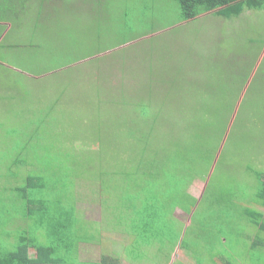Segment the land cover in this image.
<instances>
[{"label": "rangeland", "instance_id": "374dc122", "mask_svg": "<svg viewBox=\"0 0 264 264\" xmlns=\"http://www.w3.org/2000/svg\"><path fill=\"white\" fill-rule=\"evenodd\" d=\"M182 17L176 0H0V146L26 153L7 155L0 164V198L9 208L24 177L33 174L27 169L33 148L59 153L63 159L51 163L63 161L71 179L77 170L84 181L78 215L98 223L101 236L82 244L79 262H99L107 254L119 264H196L193 254L207 262L218 255L253 263L241 244L246 221L234 206L247 208L256 193L250 167L264 172V10L230 20ZM204 134L215 158L206 164L200 155L194 168L207 175L188 193L200 198L209 182L208 193L192 213L181 206L160 209L161 220L143 232L142 224L127 219L132 215L125 206L144 189L124 192L122 182L134 179L120 168L137 167L146 148L152 149L146 157L157 151L169 163L177 152L183 157L198 150ZM217 149L223 152L218 158ZM168 178V191L155 189L161 205L170 195L182 197L189 182ZM146 180L139 177L138 184ZM164 182L162 176L155 184L164 189ZM104 195L115 217L107 228ZM69 201L71 207L74 198ZM19 208L5 218L2 213L0 235H18L16 227L24 226ZM233 226L239 241L227 239ZM215 230L225 233L222 244L207 242ZM253 230L246 233L251 245ZM183 237L192 254L181 245Z\"/></svg>", "mask_w": 264, "mask_h": 264}, {"label": "trees", "instance_id": "16d2710c", "mask_svg": "<svg viewBox=\"0 0 264 264\" xmlns=\"http://www.w3.org/2000/svg\"><path fill=\"white\" fill-rule=\"evenodd\" d=\"M176 1L180 6L183 21L194 20L207 14H213L218 18L230 20L233 18H239L246 11L264 10V0ZM223 133H221V135H223ZM219 135L220 133L218 136ZM220 137H217V141L221 139ZM210 139H212L211 135ZM199 140L201 142L198 150L185 152L183 157L180 152H177L173 156V160L172 157L169 159V163L166 160L160 159L161 155L157 151H153V157H146L148 150H152L151 148H146L147 150L142 153L143 157H140L135 164L137 167L120 168L119 172L121 175L126 174L129 178L132 177L134 179L132 182H122L121 187H119L124 192L131 191L137 193V190L144 189V193L137 195L136 198L131 200L130 204H126L125 206V211H128V213L132 215V217L127 216V219H132L133 223L142 224L143 232L151 231L152 223L161 220L162 215H160V211L162 209H175L177 206H181L185 211H190L192 213L197 206L196 204H201L204 196L208 193L209 182H207L200 198H196L188 193L190 185L195 180L199 178L201 179L207 175L204 171L197 172V166L194 168L200 155L202 156L201 163H212V160L215 158V156L209 152V149L205 148L207 146V134L201 135ZM202 146L205 148V154H202ZM39 149L33 148L34 152L30 153V155L32 154L31 159H33V164L29 165L27 169L28 172L30 170V173L33 172V174H28L24 177L22 187L14 192L16 197L11 198V204L9 200V208L6 206L3 207L6 200L0 198V216L4 213L5 218L12 207L20 205L18 214L22 213L20 217L23 218L22 222L24 224V226L18 225L16 227V230H18L19 233L17 236L15 235L14 238H12L11 232H7V234L4 233V235L2 233L0 235V242L2 244V247H0V264H119L117 259L106 253H104L106 255H103L99 262H79L82 244H88L94 239L99 241L101 238L99 230L94 228L98 223L97 225L95 223L94 225H91L78 215V200L80 196L78 190L84 181H79L77 170H75V173L73 171V179L70 178L69 174L64 173L66 171L63 169V161L57 165L51 163V159L53 158L60 160L63 159L59 153L56 157H52L53 152L51 150L39 151ZM217 150L219 151L218 158L223 152L222 149ZM10 154L13 156L17 154L16 156L19 157L23 154L26 155V153L21 151L16 153L4 152V160L6 156ZM180 157H182V161L179 160ZM250 171L255 175L257 180L254 185L256 187V193L250 195L251 199L249 197L250 200H248L247 208L239 209L236 204L234 208L235 211L239 210L240 216L244 217L243 219L247 222L243 224L240 223L246 225V228L243 230L241 244L246 245L248 254H251L252 262L254 264H259L264 262V172L260 168L252 166L250 167ZM174 175L189 179L187 185L183 186L185 194L182 197L176 196L175 194L170 195L167 198L168 200L162 202V206L159 202V196H157L156 193L161 190L168 191L166 190L169 188L168 176ZM142 176L147 177V180L145 181L146 185L138 184V179ZM162 176H164L165 180L164 189H162L161 186L157 188L155 184L162 179ZM113 184L114 183H112V185ZM109 185L111 186V184ZM146 187L147 189L152 190L158 189V191L156 192L155 190V192L153 191V193H149L146 191ZM100 189H102L101 186ZM102 191L105 190L102 189ZM140 196H145V198L143 199ZM104 197V208L107 212L104 211V228H107L105 225L106 221L115 217L113 216L112 210L109 209V201H106L105 195ZM184 197H188L191 200V204H188L187 201L183 200ZM73 198L74 201H71L72 205L70 207L69 199L72 200ZM222 201V198L216 199V204L218 205V203H222ZM110 205L112 206V203H110ZM214 206V204H210L211 209L214 208ZM128 213L126 212L123 214L127 215ZM127 225L129 224L124 222L121 224L118 223V226H121L122 228L121 230H124L130 236L131 232L126 228ZM203 227L208 231L212 230V228L206 223ZM247 228H250L251 232L253 229L257 231L253 245H251V241L247 239L249 236L246 237ZM239 234V230L233 226L230 233L227 234V237L230 235L227 239L233 240L235 238V240L239 241ZM224 236L225 233L218 231L216 235H210L207 242L212 244H222L223 241H226L223 238ZM173 237L178 238V235ZM6 238L7 243L4 242V239ZM177 238H174V240H177ZM177 244L176 242L173 244L175 248ZM181 245L190 252V248H188L189 246L185 243L184 237ZM129 246L130 245H128V248ZM152 248H156L155 251H157V249L158 251H161L157 245H154ZM210 248H215V245H212ZM30 251H33L34 255L31 256ZM129 252L128 249V253ZM258 253H261L262 256L258 255ZM170 257L171 256H169V259ZM192 257L196 261V264H216V258H223L226 262L225 264H234L232 261H228L225 257L218 255H214V257L210 258L209 262L201 261L199 258L196 259L193 254ZM143 260H147V258H140L138 261ZM235 261L238 264H245L240 257L235 258Z\"/></svg>", "mask_w": 264, "mask_h": 264}, {"label": "crops", "instance_id": "0c3cea01", "mask_svg": "<svg viewBox=\"0 0 264 264\" xmlns=\"http://www.w3.org/2000/svg\"><path fill=\"white\" fill-rule=\"evenodd\" d=\"M4 145L0 146V164H3L4 161Z\"/></svg>", "mask_w": 264, "mask_h": 264}]
</instances>
